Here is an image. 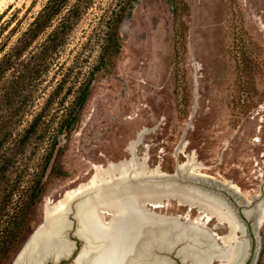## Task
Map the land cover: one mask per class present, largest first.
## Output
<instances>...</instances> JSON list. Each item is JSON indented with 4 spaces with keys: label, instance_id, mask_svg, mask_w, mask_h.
Segmentation results:
<instances>
[{
    "label": "rangeland",
    "instance_id": "1",
    "mask_svg": "<svg viewBox=\"0 0 264 264\" xmlns=\"http://www.w3.org/2000/svg\"><path fill=\"white\" fill-rule=\"evenodd\" d=\"M85 1L89 5L83 6L81 18L60 49L57 66L43 74L36 87H21L20 92H14L17 87H0V93L14 92L7 100L0 95L1 135L8 137L2 152L9 155L52 100L45 114L44 138L35 137L23 147L11 169L12 180L22 178L27 187L58 139L45 178L46 193L32 224L34 233L44 222L48 202L56 203L87 184L98 167L132 160L129 148L141 133L143 140L134 148L137 163L148 161L150 168H160L173 178L192 158L202 168L198 174L231 182L246 201L259 197L255 206L264 205V0H132V6L130 0ZM48 2L0 0V53L18 44ZM78 2L71 0L68 8ZM124 7L130 8L119 30L121 53L96 72L79 125L73 132H63L61 125L100 64L116 16ZM52 29L31 51H37ZM65 76L61 95L53 97ZM187 177L188 171L181 176L184 181ZM204 189L234 201L225 191ZM162 212L183 217L191 213L186 208L180 211L175 201H169ZM190 216L204 217L198 211ZM237 222L250 233L241 235L243 264L249 258V245L250 261L258 255L256 264H264V225L251 232L253 221ZM209 229L227 234L217 222ZM70 239L79 249L85 245L72 232ZM164 256L172 264H182L176 251Z\"/></svg>",
    "mask_w": 264,
    "mask_h": 264
},
{
    "label": "bare ground",
    "instance_id": "2",
    "mask_svg": "<svg viewBox=\"0 0 264 264\" xmlns=\"http://www.w3.org/2000/svg\"><path fill=\"white\" fill-rule=\"evenodd\" d=\"M143 137L141 133L131 143L132 160L110 164L107 169L98 167L87 184L67 192L56 203H47L45 216L55 217L81 191L94 193L86 205H77V238L85 246L74 264H172L164 255H173L175 251L182 264H243L241 235L246 232L237 222L234 206L226 196L204 187L225 191L244 207L249 203L240 200L241 189L231 182H218L198 174L202 168L192 158L181 165L173 178L160 168H150L148 161L137 163L134 148ZM186 171L191 182H173L182 179ZM200 177L203 180L196 179ZM169 201L178 203L180 211L186 208L204 217L193 220L191 213L187 217L164 215L163 208ZM244 216L263 219L264 205L253 213L246 211ZM212 222L227 229V234L211 233ZM73 246L74 242H68L62 254L67 257ZM251 251L250 248L249 257Z\"/></svg>",
    "mask_w": 264,
    "mask_h": 264
},
{
    "label": "trees",
    "instance_id": "3",
    "mask_svg": "<svg viewBox=\"0 0 264 264\" xmlns=\"http://www.w3.org/2000/svg\"><path fill=\"white\" fill-rule=\"evenodd\" d=\"M70 1L49 0L30 29L19 39L18 44L9 51L3 50L0 53L2 56L0 58V87H17L14 92L23 90L21 87H36L42 75L49 73L52 68L57 66L56 59L60 49L64 47L67 37L73 31L77 20L81 18L85 9L83 6H88L90 2L79 0L76 5L68 8ZM129 4L132 6V0L129 1ZM129 8L124 7L122 12L117 14L114 30L105 44L100 64L95 69V73H92L91 78L82 86L74 108L61 125L63 132H73L79 125L91 95L96 72L101 71L108 64L110 58L117 57L121 53L122 45L119 30ZM64 11H67V14L60 19L57 26H54V22L62 16ZM49 29H52V32L46 41L37 51H31L33 45ZM27 55H30V58L25 61ZM12 73H14L13 78L9 80L8 76ZM66 76L57 86L53 97L61 95L63 87H65ZM13 93H11V89L10 91L3 89L0 95H3L7 100L11 98ZM51 102L52 100L48 101L43 111L34 117L20 140L18 148L14 151L11 150L13 152L11 155L2 152L8 137L1 135L3 123L0 118V264H8L14 257L16 259L26 242L34 234L32 224L46 193L45 178L53 161L58 139L55 137L52 151L45 157L42 170L27 187L23 185L24 180L22 178L12 180L11 169L16 166L17 156L23 147L35 137L44 138L43 134L47 132L43 129L45 114ZM17 113L20 114L19 110ZM53 170L58 171V167H54Z\"/></svg>",
    "mask_w": 264,
    "mask_h": 264
},
{
    "label": "water",
    "instance_id": "4",
    "mask_svg": "<svg viewBox=\"0 0 264 264\" xmlns=\"http://www.w3.org/2000/svg\"><path fill=\"white\" fill-rule=\"evenodd\" d=\"M178 181L185 183L186 181L191 182L192 180L189 178L185 181L183 179H178ZM93 195L94 193L92 191H81L79 195H75V197H72L67 201L66 206L60 215L55 217L46 215L43 224L26 242L12 264H67L71 261L75 263L85 246L84 245L79 249L77 242L70 239V233L72 232L73 236L76 237L79 228L77 205H86ZM231 198L234 200L233 202L239 203V200L237 201L233 196ZM227 199L229 200V198ZM240 200L246 201L244 196H241ZM258 200L259 197L254 198L253 201L247 200L249 203L247 206L242 207L240 205L238 208H236L233 202L229 200L234 206V211H236V214L238 215L237 220L242 221L245 225H248L249 222L253 221V224H251V232H258L264 223V218H255L250 221V219L244 216L246 211L258 209L261 206H255ZM242 209L245 210H243L242 216H240L239 211ZM249 234L247 228L245 236L249 237ZM78 240L80 241V239ZM68 242H74V246L69 255L65 257L61 251ZM249 247L252 251L246 264H256L258 255L250 261L253 249L251 245H249Z\"/></svg>",
    "mask_w": 264,
    "mask_h": 264
}]
</instances>
